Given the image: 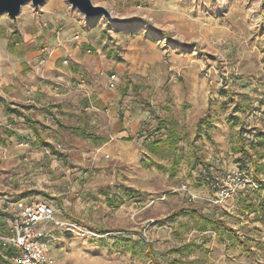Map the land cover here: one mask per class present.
<instances>
[{
    "label": "rangeland",
    "instance_id": "obj_1",
    "mask_svg": "<svg viewBox=\"0 0 264 264\" xmlns=\"http://www.w3.org/2000/svg\"><path fill=\"white\" fill-rule=\"evenodd\" d=\"M91 1L110 16L85 17L67 0L26 2L15 21L0 14L10 41L29 16L56 26L115 75L105 87L120 96L37 124L31 156L4 174L95 234L48 223L49 258L264 264V0ZM18 202L0 206L1 232ZM0 264H11L2 245Z\"/></svg>",
    "mask_w": 264,
    "mask_h": 264
},
{
    "label": "crops",
    "instance_id": "obj_2",
    "mask_svg": "<svg viewBox=\"0 0 264 264\" xmlns=\"http://www.w3.org/2000/svg\"><path fill=\"white\" fill-rule=\"evenodd\" d=\"M22 23L27 29L19 39L0 37V206L8 208L17 198L29 201L24 197L28 186L4 174L14 166L13 157L20 162L31 156L30 144L42 139L40 130H35L37 124L58 117L67 121L82 109L104 108L120 97L113 84L105 87L113 80L89 63L82 46L75 45L70 36L55 37L56 26H45L32 16ZM99 70V76L93 75ZM90 76L96 77V86L80 84Z\"/></svg>",
    "mask_w": 264,
    "mask_h": 264
},
{
    "label": "built area",
    "instance_id": "obj_3",
    "mask_svg": "<svg viewBox=\"0 0 264 264\" xmlns=\"http://www.w3.org/2000/svg\"><path fill=\"white\" fill-rule=\"evenodd\" d=\"M17 209L19 213L12 222L10 232L0 233V245L6 249V256L11 264H53L42 242V236L48 234V223H54L79 236L95 235L75 221L58 219L54 207L44 201L18 202ZM11 250L12 253L7 255Z\"/></svg>",
    "mask_w": 264,
    "mask_h": 264
},
{
    "label": "water",
    "instance_id": "obj_4",
    "mask_svg": "<svg viewBox=\"0 0 264 264\" xmlns=\"http://www.w3.org/2000/svg\"><path fill=\"white\" fill-rule=\"evenodd\" d=\"M44 1L45 0H0V14L6 13L12 21H15L24 3L30 2L34 7H39ZM67 2L85 17H96L100 15L105 17L110 16V13L105 7L93 4L91 0H67Z\"/></svg>",
    "mask_w": 264,
    "mask_h": 264
},
{
    "label": "trees",
    "instance_id": "obj_5",
    "mask_svg": "<svg viewBox=\"0 0 264 264\" xmlns=\"http://www.w3.org/2000/svg\"><path fill=\"white\" fill-rule=\"evenodd\" d=\"M12 251H13V250H11V251H8V252H7V255H10V254L12 253Z\"/></svg>",
    "mask_w": 264,
    "mask_h": 264
}]
</instances>
